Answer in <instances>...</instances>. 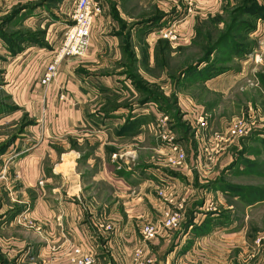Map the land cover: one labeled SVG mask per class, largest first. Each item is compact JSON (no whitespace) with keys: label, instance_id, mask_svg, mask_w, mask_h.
I'll use <instances>...</instances> for the list:
<instances>
[{"label":"crops","instance_id":"obj_1","mask_svg":"<svg viewBox=\"0 0 264 264\" xmlns=\"http://www.w3.org/2000/svg\"><path fill=\"white\" fill-rule=\"evenodd\" d=\"M98 2L102 11L93 22L87 53L64 60L48 86L39 83L40 66L55 46L48 36V48L29 47L15 56L1 49L0 256L9 264H71L73 250L80 248L92 252L94 264H131L133 253L141 249L153 264H216L220 255L244 245L243 228L214 224L199 237L192 226L172 232L159 223L167 209L182 201L186 212L193 208L189 216L194 227L204 217L196 210L212 201L229 210L226 192L208 186L232 156L224 151L209 165L202 148L214 132L206 122L204 131L189 129L184 164L165 165L167 144L150 125L165 131L160 121L170 80L166 68H157L156 31L145 33V28L152 27L153 7L162 15L158 28L176 29L189 41L197 19L217 12L220 2L194 0L197 9L189 17L183 14L182 0ZM169 45L171 57H176L178 45ZM130 70L147 83V95L134 85ZM245 70L208 79L202 88L208 95L230 92ZM149 93L159 102L144 101ZM177 98L181 112L193 107L192 125L197 109L202 115L215 110L203 109L182 91ZM16 126H23V132L9 133ZM146 224L159 228L150 242L140 236Z\"/></svg>","mask_w":264,"mask_h":264},{"label":"rangeland","instance_id":"obj_2","mask_svg":"<svg viewBox=\"0 0 264 264\" xmlns=\"http://www.w3.org/2000/svg\"><path fill=\"white\" fill-rule=\"evenodd\" d=\"M219 2L220 6L217 12L211 13L212 15H202L201 18L197 19L190 40L184 41L181 39L179 45L175 46V49L179 50L176 52V57H171L168 52L163 53V55L159 50L156 52L157 68L159 70L166 68L167 78L170 80L168 85L171 90L169 95L165 97L168 105L167 112H164L162 116L165 131L156 129V135L160 138L163 134H170L174 138V143L180 146L184 152L189 153L190 144L186 137L191 135L189 129L193 130L194 127L198 128V126L196 120L193 125L191 124L192 120L190 118L193 117V107L185 109L183 112L177 107V94L181 91L184 96L187 94L188 97L196 100L195 102L200 104L203 109L206 108L212 111L215 108L214 111L209 112L210 114L206 110L203 112L207 113L204 115V119L207 123L209 122L213 132L223 133V129L230 122L237 120L250 125V132L246 136L235 139L231 145L228 144L220 152L221 154L228 150L232 156L231 162L223 168L213 182L210 181L209 183H220V187L223 184L239 186L226 187L228 192L225 195L230 209L223 210L221 206L217 207L215 202L212 201L206 208L196 210V213L200 215V218L204 216L202 225L207 223V218L211 217L212 214L218 220L220 219L218 216H221V221L227 219L229 223H232L231 226H235V228L240 226L245 232L244 245L240 246L239 249H234L229 254L220 255L218 259L222 261L219 262L217 259L216 264H264V245L258 247L254 245V241L264 235V201L261 200L264 199V169H261L264 167V31L261 32V28L264 26H259V23L261 24L264 20H254L256 19L255 15L259 16V14L252 12L255 7L264 8V0H219ZM71 6L70 0H0V52H2V48L7 49L8 41L10 42L13 35H15L14 40H18L17 34H24L28 31L38 34L42 32L44 42L48 36L52 41V45L57 46L62 40L66 27L70 24L69 12ZM240 8L243 10H240ZM151 10V25L156 29L163 25L159 20L155 21V19H161L162 15L153 7H151ZM183 14L185 15V13ZM237 21H244L248 24L254 23L253 31H241L240 34H238L239 32L232 33L235 41L234 43L231 42V46L237 45L241 37L245 38V42L239 43L242 46L241 51L245 49L246 45V53L243 56L240 55L241 58L236 57L239 53H234L233 49L232 52L230 49L221 50L223 52L215 49L208 62L201 64L193 71L195 73L189 75L184 73L188 65L196 64L199 60L205 59L206 53L212 48L209 45L210 42L215 37L217 38L219 34L225 33L227 27ZM110 35L112 36V34ZM209 37L211 38L209 39ZM228 53L234 57H226L227 60L223 63L224 54ZM245 61H247V64L244 63ZM215 67L221 69L222 72L210 79L222 77L232 71L238 72L243 67L246 70L242 80L232 91L227 93L211 92L208 95L202 88L204 82H201V79L204 78V71ZM134 73L136 72L130 70L129 76ZM143 86L146 87L147 83L143 82ZM212 87H214V83L210 82V88ZM105 90L112 92L109 87ZM111 92L110 94H112ZM0 98H4L1 91ZM14 124H8L9 126L5 125V127ZM17 126L8 128L9 133L12 131L22 133L24 127ZM150 126L157 128L158 124ZM260 134H263V137H260ZM160 141L163 140L160 138ZM166 144L168 147L169 144L167 142ZM167 156L168 154L165 156V160ZM219 159L216 158L212 164L217 160L219 161ZM255 189L258 190L257 193L253 191ZM235 191L239 194H234ZM201 206V204L200 206L198 204L197 207ZM189 209L192 210L193 208H187L181 229L178 232L184 231L189 222L194 220L191 213L189 216V212H191ZM193 225L197 224L193 223Z\"/></svg>","mask_w":264,"mask_h":264},{"label":"built area","instance_id":"obj_3","mask_svg":"<svg viewBox=\"0 0 264 264\" xmlns=\"http://www.w3.org/2000/svg\"><path fill=\"white\" fill-rule=\"evenodd\" d=\"M185 3V16L194 14L196 5L194 0H182ZM101 6L98 0H73L69 14L70 24L66 27L62 40L57 46H54L53 53L49 61L40 66L39 83L42 86H48L53 83L58 75L62 62L66 59H80L85 56L90 45L93 22L101 14ZM155 37L168 41L171 45H179L182 39L181 33L172 28L160 29L154 33ZM198 130L207 129L204 115L198 109L195 112ZM165 120V119H164ZM162 125L164 121H160ZM151 129L153 126H150ZM157 129V128H156ZM250 132V125L246 122L237 120L230 122L223 133L214 132L202 148V152L207 155L209 165L217 158L218 154L224 150L228 144L237 138L244 137ZM169 144V153L165 160L166 166L170 168L181 167L186 159L183 149L174 143V138L170 134H163L160 137ZM116 156H114L115 158ZM0 179H4V174H0ZM159 197H165L163 191H158ZM170 203L169 200H167ZM186 205L184 201L176 206L167 209L162 220L159 223L164 230L178 232L181 229L182 221L185 218ZM23 219V218H22ZM20 220L18 223H20ZM25 220H21V223ZM108 230L110 226L106 227ZM159 228L156 225L146 224L140 229V236L143 241L150 242L157 238ZM256 247L264 245V235L254 241ZM71 264H94V257L91 251L83 252L80 248H75L69 259ZM131 264H153L152 258L148 257L141 249L133 253Z\"/></svg>","mask_w":264,"mask_h":264},{"label":"trees","instance_id":"obj_4","mask_svg":"<svg viewBox=\"0 0 264 264\" xmlns=\"http://www.w3.org/2000/svg\"><path fill=\"white\" fill-rule=\"evenodd\" d=\"M242 8V7H241ZM240 10H243L241 9ZM252 12H255L254 14H259V16L255 15V18L254 20L258 21V20H264V8L263 7H255V9L252 10ZM251 12V13H252ZM243 14H246V13H243ZM158 20V19H155V21ZM255 21V23H256ZM253 26H254V23H247V22H235V23H231L229 27H227V31L224 33H221L219 34V36L216 38H214L211 42H210V48L208 50V52L206 53V58L205 59H202V60H199L196 64H193V65H188L187 68H185L184 70V73H188L189 74H193L195 71L201 64H205L208 62V59L209 57L213 54L214 50H220V52H223L221 50H225V49H230V51L232 52V49L234 50L233 52L235 53H239L237 54L236 57H239L241 58V56H243L246 52V45H245V49L243 51H241V48L242 46H240L241 44H239L240 42H243L245 40V38L243 39L242 37L240 38V41H238L237 45L235 44L234 46H231V42L234 43L235 39H234V36H232V33L235 32V33H238L240 34L241 31L243 32H246V30H252L253 29ZM256 26V24H255ZM255 28V27H254ZM146 30H151L152 31H158L160 30V28H156L154 29V27L152 26L150 29H146L145 28V33H146ZM253 31V30H252ZM39 35V36H38ZM16 36H18V40H14L15 38V35H13L11 37V40L10 42L8 41V47L6 49V51L11 55V56H15L21 52H23L24 50H26L27 48L29 47H37V48H48V44H47V41H46V38H45V42H44V34L42 32H40V34L36 33V32H30L28 31L27 33H19L17 34ZM208 36V34H207ZM211 37H209L210 39ZM236 38V37H235ZM238 38V39H239ZM245 42V41H244ZM214 45V46H213ZM227 47V48H226ZM157 50H159L161 52V55H163V53H170L171 52V49H170V45L168 43V41L166 40H163V39H158L157 40V47H156ZM176 52L179 51V50H175ZM228 52V51H227ZM223 54V53H222ZM169 55V54H167ZM241 55V56H240ZM232 58L234 56H231L228 54H224V59L222 60L223 63L227 60V58ZM222 72L221 69H218V68H210V69H207L206 71H204V78L201 79V82H204L214 76H218L220 75V73ZM133 78V81H134V85L137 87V89H140L141 90V93L144 94V95H147V90H146V87L143 86V82H142V79L139 78L138 76H132ZM144 101H147V100H153L154 102H159V99L158 97H154L153 93H149L148 96H146L145 99H143ZM161 103H163V99H161ZM165 109L166 112H167V108H168V105L167 103L165 104ZM14 109V108H12ZM25 126V125H24ZM261 169H264L261 168ZM220 183H212V184H209L208 187H210L211 189H217L219 188L220 190H222L223 192H228L227 188L226 187H239V186H233V185H230V184H223L221 187L219 185ZM253 191H256L255 193L258 192V190H253ZM236 195H238L239 193L237 191H235ZM253 194V193H252ZM254 196V195H252ZM262 197V196H261ZM251 201H253L252 199H250ZM264 201V199H261ZM261 200H256V201H261ZM254 201V202H256ZM218 218H220L219 220L216 219L215 217H208L207 218V223L205 225H200V226H195L193 225V221L192 222H189V225L188 226H192L194 232L196 233V236H204L208 233H210L209 229L212 227V225L215 224L216 225H222V224H226L228 222V220L226 218L225 221H221V216H218ZM221 221V222H219ZM0 264H9L8 262H6L1 256H0Z\"/></svg>","mask_w":264,"mask_h":264}]
</instances>
